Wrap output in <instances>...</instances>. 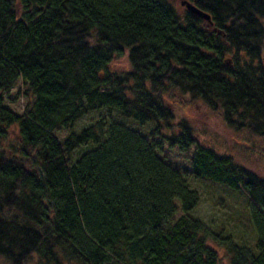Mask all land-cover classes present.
<instances>
[{
    "label": "trees",
    "instance_id": "16d2710c",
    "mask_svg": "<svg viewBox=\"0 0 264 264\" xmlns=\"http://www.w3.org/2000/svg\"><path fill=\"white\" fill-rule=\"evenodd\" d=\"M188 2L211 24L170 0H0V264H264V179L177 115L186 101L264 141V0ZM18 80L33 98L22 115L1 98ZM112 113L195 145L192 177L246 196L253 244L197 219L160 144Z\"/></svg>",
    "mask_w": 264,
    "mask_h": 264
},
{
    "label": "rangeland",
    "instance_id": "374dc122",
    "mask_svg": "<svg viewBox=\"0 0 264 264\" xmlns=\"http://www.w3.org/2000/svg\"><path fill=\"white\" fill-rule=\"evenodd\" d=\"M179 14L186 10L181 6V2L189 0H170ZM18 11V5L16 4ZM128 67L126 54L114 61L115 71L122 72ZM3 106L16 115H22L26 108H30L33 98L28 92V88L21 80H18L14 87L7 93L1 95ZM177 115L184 117L194 129L198 144L214 149L216 152L229 155L233 159L264 179V141L249 134L248 132H236L227 128L223 122L215 115H212L200 106L182 102L177 106ZM113 114V113H112ZM105 112L89 114L75 124V131L89 125L99 116H105ZM113 121L138 131L141 135L149 138V132L153 129L151 123L138 127L134 122L120 119L113 114ZM174 131V128L167 129ZM166 133V131H163ZM67 132L59 130L54 133L57 140L66 136ZM15 138V133L11 131L9 141ZM152 142L161 146L158 156L167 164L182 173L190 188L196 191L200 197V203L194 211V216L203 222L210 230L219 231L224 229L235 241L252 245L255 240V233L249 223L247 213L248 200L245 195L239 192L230 191L228 188L209 183L207 181L195 180L190 173V161L195 150L193 145L186 152H179L176 148H170L162 137L149 138ZM85 152L80 149L74 157ZM179 210V205L177 204ZM179 215V214H178ZM217 251L220 259L224 261V253L214 245H209Z\"/></svg>",
    "mask_w": 264,
    "mask_h": 264
},
{
    "label": "water",
    "instance_id": "95a60500",
    "mask_svg": "<svg viewBox=\"0 0 264 264\" xmlns=\"http://www.w3.org/2000/svg\"><path fill=\"white\" fill-rule=\"evenodd\" d=\"M181 6L185 8L186 11L190 12L191 14L203 19L205 22H208L211 24L210 16L200 10H198L195 6H193L188 1L181 2Z\"/></svg>",
    "mask_w": 264,
    "mask_h": 264
}]
</instances>
